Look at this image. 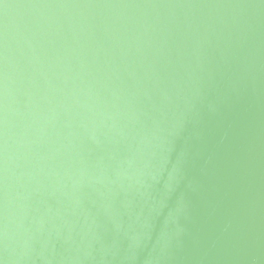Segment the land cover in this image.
I'll use <instances>...</instances> for the list:
<instances>
[{"label":"water","instance_id":"water-1","mask_svg":"<svg viewBox=\"0 0 264 264\" xmlns=\"http://www.w3.org/2000/svg\"><path fill=\"white\" fill-rule=\"evenodd\" d=\"M0 37V264H264V0H4Z\"/></svg>","mask_w":264,"mask_h":264},{"label":"snow or ice","instance_id":"snow-or-ice-1","mask_svg":"<svg viewBox=\"0 0 264 264\" xmlns=\"http://www.w3.org/2000/svg\"><path fill=\"white\" fill-rule=\"evenodd\" d=\"M4 2V0H0V4H2ZM0 38H2V37H0Z\"/></svg>","mask_w":264,"mask_h":264}]
</instances>
